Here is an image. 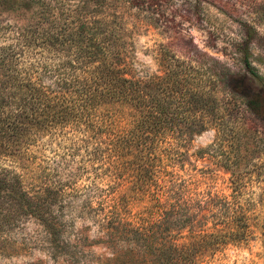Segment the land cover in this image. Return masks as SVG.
<instances>
[{
    "label": "trees",
    "instance_id": "1",
    "mask_svg": "<svg viewBox=\"0 0 264 264\" xmlns=\"http://www.w3.org/2000/svg\"><path fill=\"white\" fill-rule=\"evenodd\" d=\"M87 25L64 36L60 30L41 40L0 42L2 151L24 159L39 138L57 140L80 156L77 169L88 163L94 176L106 174L102 230L107 241L128 244L106 264H200L248 242L253 204L241 199L245 174L250 168L264 173V80L252 62L255 28L244 23L232 44L241 73L197 48L192 59L166 47L156 72L136 76L121 28L98 20ZM30 47L42 53L32 55ZM63 48L73 51L54 54ZM44 53L57 59L43 60ZM207 130L214 131L211 143L191 153L193 138ZM199 159L206 163L199 166ZM214 162L230 171L229 194L206 176ZM56 176L58 167L40 164L29 176L36 184L28 187L20 174L0 172V253L33 218L56 253L78 261L76 250L60 244L61 222L51 203L66 189ZM133 201L140 210L124 216Z\"/></svg>",
    "mask_w": 264,
    "mask_h": 264
},
{
    "label": "rangeland",
    "instance_id": "2",
    "mask_svg": "<svg viewBox=\"0 0 264 264\" xmlns=\"http://www.w3.org/2000/svg\"><path fill=\"white\" fill-rule=\"evenodd\" d=\"M131 1L0 0V42L8 43L24 36L41 40L60 30L64 36L81 22L91 25L93 20H98L121 28L118 33L127 41L132 58L131 72L136 76L156 72L161 66L159 55L166 47L179 57L192 56V59H195L197 48L234 73H241L243 70L232 44L238 40L246 23L256 31L252 62L264 80V0H135L133 4ZM34 48H29L32 55L42 53L40 48ZM72 51L63 48L55 50L54 54L66 56ZM42 59L51 62L57 57L45 54ZM43 80L48 82V76L43 75ZM213 136V130L196 135L190 152L206 147ZM66 146L57 140L50 143L47 138H39L29 146L24 159L13 157L0 148V172L11 170L20 174L29 187L36 184L29 176H36L40 164L58 167L61 176L54 179L64 182L66 193L51 206L61 222L60 244L68 243L70 250H76L78 261L71 253H56L49 233L30 218L12 233L15 242L0 253V264H106L113 254L126 249L123 245L128 246L124 242L107 241L98 217L103 214L99 209L105 204L110 188L106 174L94 176L96 167L88 163L77 169L80 156L70 155ZM203 163L206 160H197L199 166ZM210 166L213 170L206 176L215 181L218 190L229 194L230 171L219 163ZM248 170L241 199L243 204H253L248 212L253 237L248 242L227 246L200 264H264V173L259 168ZM68 179L70 183H66ZM244 200L249 202L244 203ZM139 210L133 201L124 207L123 214L131 216Z\"/></svg>",
    "mask_w": 264,
    "mask_h": 264
}]
</instances>
